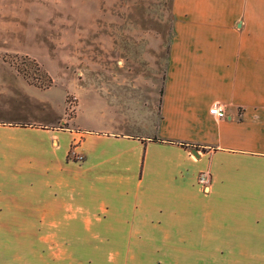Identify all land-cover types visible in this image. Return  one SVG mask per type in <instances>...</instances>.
Segmentation results:
<instances>
[{
  "label": "crops",
  "instance_id": "obj_1",
  "mask_svg": "<svg viewBox=\"0 0 264 264\" xmlns=\"http://www.w3.org/2000/svg\"><path fill=\"white\" fill-rule=\"evenodd\" d=\"M48 2L0 0V264H63L64 248L74 263L103 248L123 263L264 264V0H173L158 113L85 132L29 108L53 80H30L12 58L30 54L8 46ZM82 232L121 238L64 239Z\"/></svg>",
  "mask_w": 264,
  "mask_h": 264
},
{
  "label": "rangeland",
  "instance_id": "obj_2",
  "mask_svg": "<svg viewBox=\"0 0 264 264\" xmlns=\"http://www.w3.org/2000/svg\"><path fill=\"white\" fill-rule=\"evenodd\" d=\"M58 1L57 5L48 2L46 20L32 22L29 41H8V46L30 54L11 56L30 80L41 86L53 80L48 92L51 101L45 106L31 102L29 108L45 109L61 124L83 132L109 125L118 128L139 112L156 115L172 34L173 0ZM78 154L70 149L68 158L82 161L84 156ZM64 236L69 240L121 238L119 232ZM77 250L79 254L82 249ZM63 251V264H145L109 258L103 248H96L89 258L83 253V259L74 263V258H68L74 248Z\"/></svg>",
  "mask_w": 264,
  "mask_h": 264
},
{
  "label": "built area",
  "instance_id": "obj_3",
  "mask_svg": "<svg viewBox=\"0 0 264 264\" xmlns=\"http://www.w3.org/2000/svg\"><path fill=\"white\" fill-rule=\"evenodd\" d=\"M209 112L213 115H215L218 118H222L225 116V110L222 106L219 104H214L209 108ZM76 154V153H75ZM78 154V153H77ZM80 155V154H78ZM82 155L78 156L81 157ZM199 183L204 187L209 182V177L207 173H201L198 177Z\"/></svg>",
  "mask_w": 264,
  "mask_h": 264
},
{
  "label": "water",
  "instance_id": "obj_4",
  "mask_svg": "<svg viewBox=\"0 0 264 264\" xmlns=\"http://www.w3.org/2000/svg\"><path fill=\"white\" fill-rule=\"evenodd\" d=\"M192 152H193L194 154H197V153H196V149H192Z\"/></svg>",
  "mask_w": 264,
  "mask_h": 264
}]
</instances>
